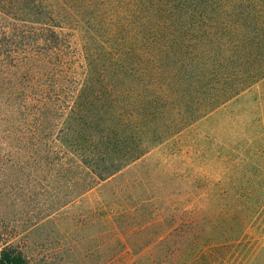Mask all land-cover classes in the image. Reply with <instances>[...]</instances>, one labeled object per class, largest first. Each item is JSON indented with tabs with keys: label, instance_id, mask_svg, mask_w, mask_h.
<instances>
[{
	"label": "rangeland",
	"instance_id": "obj_1",
	"mask_svg": "<svg viewBox=\"0 0 264 264\" xmlns=\"http://www.w3.org/2000/svg\"><path fill=\"white\" fill-rule=\"evenodd\" d=\"M119 8L105 6V16L121 17ZM87 42L93 56L107 47ZM79 83L42 96L55 109L40 116L23 94L0 88V237L34 264H255L264 249V83L65 205L77 189L62 168L61 109Z\"/></svg>",
	"mask_w": 264,
	"mask_h": 264
},
{
	"label": "trees",
	"instance_id": "obj_2",
	"mask_svg": "<svg viewBox=\"0 0 264 264\" xmlns=\"http://www.w3.org/2000/svg\"><path fill=\"white\" fill-rule=\"evenodd\" d=\"M129 1L0 0V88L40 116L55 109L42 96L80 82L61 109L62 168L77 189L65 205L264 83V0ZM86 38L107 47L93 56ZM0 264L34 263L2 236Z\"/></svg>",
	"mask_w": 264,
	"mask_h": 264
}]
</instances>
